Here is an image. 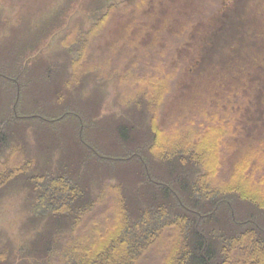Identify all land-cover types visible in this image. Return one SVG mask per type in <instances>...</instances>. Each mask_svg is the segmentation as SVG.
Masks as SVG:
<instances>
[{
    "label": "trees",
    "instance_id": "obj_1",
    "mask_svg": "<svg viewBox=\"0 0 264 264\" xmlns=\"http://www.w3.org/2000/svg\"><path fill=\"white\" fill-rule=\"evenodd\" d=\"M152 4L134 0L129 20L139 24ZM54 7L18 14L26 26L39 21L26 30L0 11L10 33L0 39V200L19 189L29 210L20 245L0 233V264H264V137L240 144L236 114L167 113L177 73H136L128 87L111 69L102 74L90 45L117 9L112 0ZM76 10L94 24L60 37L63 48L45 58L42 45ZM205 12L177 33L164 28L169 68L195 64L177 48ZM143 19L139 35L151 28V15ZM97 85L112 86L124 107L102 110Z\"/></svg>",
    "mask_w": 264,
    "mask_h": 264
},
{
    "label": "rangeland",
    "instance_id": "obj_2",
    "mask_svg": "<svg viewBox=\"0 0 264 264\" xmlns=\"http://www.w3.org/2000/svg\"><path fill=\"white\" fill-rule=\"evenodd\" d=\"M61 1L0 0V11L12 24L17 23L21 12L39 17L42 11L54 10ZM112 1L117 9L99 30L102 35L100 41L90 45V50L98 55L97 63L103 70L102 74L110 73L111 69L114 82L128 87L136 73L153 74L155 69L163 71L164 76L177 73L179 92H174L166 103L167 113L179 107L182 117L194 114L196 119L204 113L213 118L236 114L239 123L231 124V127L239 132L240 144L246 145L264 137V0H157V4H152L154 8L148 5L139 12V24L129 20L127 12L134 0ZM205 10L206 21L198 19L186 39L187 46L177 48L179 56L188 54L195 64L190 68L185 66L188 71L169 68L166 64L169 55L160 50H165L166 46L164 28L177 33L190 16L200 18ZM149 15L152 17L151 28L139 35L141 23H145L143 18ZM18 23L24 24L20 29H27L24 28L27 23ZM38 24L39 21H30L28 28H36ZM92 24L82 11L76 10L66 29L48 38L43 45L38 43V46L45 47L42 51L47 58L54 50L63 48L60 37L68 35L71 38L72 32L87 31ZM157 33L159 41L152 43ZM178 38L175 35L173 41ZM150 44L152 48H149ZM175 44H172L173 48ZM55 56L65 58L63 54ZM105 64L107 69H104ZM111 87L104 89L99 86L105 98L101 109L106 113L120 111L124 107L121 98L113 100L115 92ZM52 89L50 86L48 91ZM230 157L228 154V163ZM24 196V191L13 189L0 200V233H4L15 246L20 245L29 233L25 228L29 210Z\"/></svg>",
    "mask_w": 264,
    "mask_h": 264
},
{
    "label": "crops",
    "instance_id": "obj_3",
    "mask_svg": "<svg viewBox=\"0 0 264 264\" xmlns=\"http://www.w3.org/2000/svg\"><path fill=\"white\" fill-rule=\"evenodd\" d=\"M7 25H10V26H17V27H21V26H23V25H19V23L17 22V23H13L12 22V24L11 23H6ZM21 24V23H20ZM27 25V24H26ZM28 27V26H27ZM0 28H3L4 29V26H1L0 25ZM7 29H5L4 31H0V39H2L3 37L4 38H7L9 35H10V33H8L7 31H6Z\"/></svg>",
    "mask_w": 264,
    "mask_h": 264
}]
</instances>
